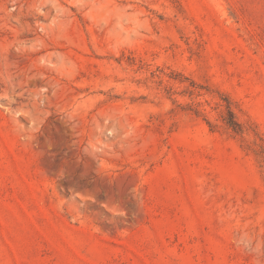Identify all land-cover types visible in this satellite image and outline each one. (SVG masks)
I'll use <instances>...</instances> for the list:
<instances>
[{"label":"rangeland","instance_id":"rangeland-1","mask_svg":"<svg viewBox=\"0 0 264 264\" xmlns=\"http://www.w3.org/2000/svg\"><path fill=\"white\" fill-rule=\"evenodd\" d=\"M0 264H264V0H0Z\"/></svg>","mask_w":264,"mask_h":264},{"label":"trees","instance_id":"trees-1","mask_svg":"<svg viewBox=\"0 0 264 264\" xmlns=\"http://www.w3.org/2000/svg\"><path fill=\"white\" fill-rule=\"evenodd\" d=\"M231 123V125L233 126V127H235L236 128V126L238 125V123H236V122H230Z\"/></svg>","mask_w":264,"mask_h":264}]
</instances>
